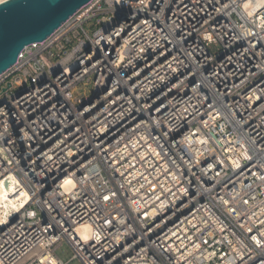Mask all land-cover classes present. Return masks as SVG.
Listing matches in <instances>:
<instances>
[{
    "label": "built area",
    "instance_id": "obj_1",
    "mask_svg": "<svg viewBox=\"0 0 264 264\" xmlns=\"http://www.w3.org/2000/svg\"><path fill=\"white\" fill-rule=\"evenodd\" d=\"M244 1L90 0L21 51L0 264H67L64 242L81 264H264V9Z\"/></svg>",
    "mask_w": 264,
    "mask_h": 264
},
{
    "label": "water",
    "instance_id": "obj_2",
    "mask_svg": "<svg viewBox=\"0 0 264 264\" xmlns=\"http://www.w3.org/2000/svg\"><path fill=\"white\" fill-rule=\"evenodd\" d=\"M90 0H9L0 4V75L21 51L50 36Z\"/></svg>",
    "mask_w": 264,
    "mask_h": 264
},
{
    "label": "bare ground",
    "instance_id": "obj_3",
    "mask_svg": "<svg viewBox=\"0 0 264 264\" xmlns=\"http://www.w3.org/2000/svg\"><path fill=\"white\" fill-rule=\"evenodd\" d=\"M9 1V0H0V4ZM264 9V0H245L243 3V9L248 15L254 14L257 10ZM23 195L19 185L16 181L11 182V186H8L6 189H0V211L6 210H15L18 207L14 206V202L17 201L18 196ZM81 235V234H80ZM85 236L82 234L81 238ZM43 260H49L51 263H55V258L46 256L43 257Z\"/></svg>",
    "mask_w": 264,
    "mask_h": 264
},
{
    "label": "rangeland",
    "instance_id": "obj_4",
    "mask_svg": "<svg viewBox=\"0 0 264 264\" xmlns=\"http://www.w3.org/2000/svg\"><path fill=\"white\" fill-rule=\"evenodd\" d=\"M86 30H88L89 34H92L97 27L95 26V22H91L89 24H87L85 26ZM217 46H211L210 50L211 52L215 53L217 51ZM93 86L91 83V80L87 81L84 80L83 82H81L80 84H78L75 88V95H89V93L92 91ZM55 255L58 259H60L63 263H67V264H81L79 261L77 260H71L69 262V260L72 258L73 256V251L71 249V247L66 243H62L56 250H55Z\"/></svg>",
    "mask_w": 264,
    "mask_h": 264
}]
</instances>
